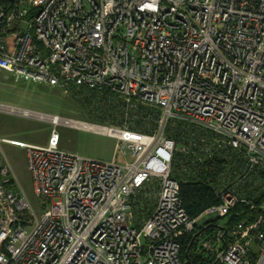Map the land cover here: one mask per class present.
Masks as SVG:
<instances>
[{"label":"built area","instance_id":"built-area-1","mask_svg":"<svg viewBox=\"0 0 264 264\" xmlns=\"http://www.w3.org/2000/svg\"><path fill=\"white\" fill-rule=\"evenodd\" d=\"M0 70L118 93L128 110L139 108L131 100L161 110L150 132L128 123L100 130L116 140L111 161L60 150L58 127L83 122L57 115L42 119L52 126L47 146L0 138V264H187L181 237L238 203L246 217L207 238L203 251L210 264H264V0H17L0 6ZM171 119L212 134L200 139L207 156L236 151L245 162L213 186L221 203L197 219L172 176ZM5 143L26 150L39 214ZM252 176L245 196L240 183ZM149 183L158 198L138 227L134 198Z\"/></svg>","mask_w":264,"mask_h":264},{"label":"trees","instance_id":"trees-1","mask_svg":"<svg viewBox=\"0 0 264 264\" xmlns=\"http://www.w3.org/2000/svg\"><path fill=\"white\" fill-rule=\"evenodd\" d=\"M15 1L17 0H0V6L8 9ZM68 89L73 99L91 114L92 119L86 121L100 126L122 127L128 123L131 130L150 132L154 130L155 122L161 115V110L157 107L141 106L137 110H128L126 104L108 91L88 90L76 86H70ZM166 135L175 139L177 147L181 146L180 151L177 150L173 155L172 176L180 183L182 203L187 214L191 219H197L205 210L221 203L215 196L213 186L224 176L227 178L226 182L232 181L237 173L244 170L245 162L242 155L236 151L219 152L214 149L212 157L207 156L200 139L206 137L207 143H210L214 137L204 129L187 122L177 120L170 123L166 128ZM183 149L185 151H181ZM254 179L252 176L240 183L239 188L242 187L241 191L245 196L252 194L248 188H251ZM150 190L148 187L144 188L134 198L135 223L138 227L147 220L156 204L148 203L147 195H150ZM247 210L248 206L238 203L227 216L219 218L222 224L215 219L202 226L196 225L193 232L180 239L181 259L186 260L187 264H210V259L203 251V242L219 231L230 230L234 224L246 217Z\"/></svg>","mask_w":264,"mask_h":264},{"label":"rangeland","instance_id":"rangeland-1","mask_svg":"<svg viewBox=\"0 0 264 264\" xmlns=\"http://www.w3.org/2000/svg\"><path fill=\"white\" fill-rule=\"evenodd\" d=\"M108 92L114 94L115 98L121 102L125 100L118 93ZM131 102L138 104L139 107L142 106L136 100H131ZM0 106L29 110L45 116L57 115L61 118H70L79 122L92 119L91 114L86 112L73 99L68 87L60 88L48 84H36L2 70H0ZM175 122H177V119H171L169 124ZM51 130L52 126L46 120L25 118L0 109V138L35 146H47ZM58 133L60 137L59 148L62 151L100 161H111L113 159L115 139L68 126L58 127ZM3 148L12 167L13 175L22 186L31 206L38 214L41 213L43 210L42 199L34 191L32 177L28 169L26 150L8 143H5ZM180 148L181 146H178L177 150L180 151ZM147 187L151 189L149 192L147 191L150 194L148 203L155 204L159 189H154L151 183ZM154 187L159 188L158 186ZM211 219H218V223L222 224V220L219 218L212 217Z\"/></svg>","mask_w":264,"mask_h":264},{"label":"bare ground","instance_id":"bare-ground-1","mask_svg":"<svg viewBox=\"0 0 264 264\" xmlns=\"http://www.w3.org/2000/svg\"><path fill=\"white\" fill-rule=\"evenodd\" d=\"M30 116H33L35 118H39V119H45L47 118V116L45 115H42V114H39V113H31ZM78 126H81V127H92V128H96V129H100L102 132H105V131H109L108 129H106L104 126H99V127H94L92 125H87L86 123H77Z\"/></svg>","mask_w":264,"mask_h":264},{"label":"crops","instance_id":"crops-1","mask_svg":"<svg viewBox=\"0 0 264 264\" xmlns=\"http://www.w3.org/2000/svg\"><path fill=\"white\" fill-rule=\"evenodd\" d=\"M84 123H86L87 125H92V126H94V127H99L100 125H97V124H94V123H91V122H88V121H84ZM75 128V127H74ZM77 129H79V130H83V131H87V132H92V133H98V134H102V135H105V136H107L106 134H104V133H102L101 131H100V129L98 130V129H96V128H92V127H83V128H80V127H77ZM108 138H111V139H114V138H112V137H110V136H107Z\"/></svg>","mask_w":264,"mask_h":264}]
</instances>
